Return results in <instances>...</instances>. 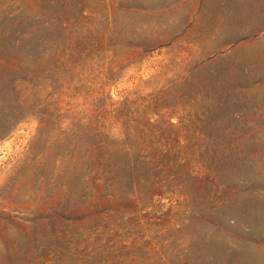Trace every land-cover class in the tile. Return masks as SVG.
Returning a JSON list of instances; mask_svg holds the SVG:
<instances>
[{
  "label": "rangeland",
  "instance_id": "rangeland-1",
  "mask_svg": "<svg viewBox=\"0 0 264 264\" xmlns=\"http://www.w3.org/2000/svg\"><path fill=\"white\" fill-rule=\"evenodd\" d=\"M0 264H264V0H0Z\"/></svg>",
  "mask_w": 264,
  "mask_h": 264
}]
</instances>
